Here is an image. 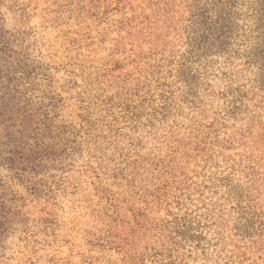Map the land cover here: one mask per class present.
<instances>
[{
	"label": "rangeland",
	"instance_id": "1",
	"mask_svg": "<svg viewBox=\"0 0 264 264\" xmlns=\"http://www.w3.org/2000/svg\"><path fill=\"white\" fill-rule=\"evenodd\" d=\"M191 4L0 0L44 134L15 135L35 171L0 155V264H264V92L242 56L189 53Z\"/></svg>",
	"mask_w": 264,
	"mask_h": 264
},
{
	"label": "trees",
	"instance_id": "2",
	"mask_svg": "<svg viewBox=\"0 0 264 264\" xmlns=\"http://www.w3.org/2000/svg\"><path fill=\"white\" fill-rule=\"evenodd\" d=\"M192 2L188 31L189 53L203 56L215 52L227 59L233 54L242 56L248 69H256L252 83L264 92V0H212L211 9L206 3L201 4L203 0ZM193 5L203 8L195 13ZM246 6V13H251L248 18L252 19V24L247 30L244 28V31L239 33L235 25L238 21L234 15L238 16L237 12ZM238 37L243 39L242 45L245 48L241 55L233 51L234 42ZM10 38L12 36L9 31H5L0 22V127L3 126L5 129V133H0V155L6 157L5 162L7 161L11 168H17L18 173L24 175L38 168L42 156L39 155L37 147L33 146L34 143H19L15 140V135H27L29 139L34 140L35 137H43L44 134L42 132L35 135V130L32 129L33 123L36 122L35 117L26 109L27 104L21 101L26 91L23 85L25 81H31L33 76L22 63L21 53L14 49ZM231 79L230 77V85L233 83ZM229 92L230 105L227 113L235 114L239 110L237 104L243 99L240 91L230 89ZM53 143L56 144L55 140ZM71 151H74L72 147ZM7 216L8 213L0 207V227L9 221Z\"/></svg>",
	"mask_w": 264,
	"mask_h": 264
}]
</instances>
